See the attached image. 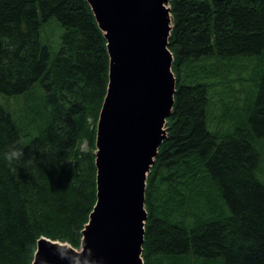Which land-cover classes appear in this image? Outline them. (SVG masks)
<instances>
[{
    "label": "trees",
    "instance_id": "trees-1",
    "mask_svg": "<svg viewBox=\"0 0 264 264\" xmlns=\"http://www.w3.org/2000/svg\"><path fill=\"white\" fill-rule=\"evenodd\" d=\"M170 5L177 92L144 264H264V0ZM108 84L87 0H0V264H33L43 237L81 247Z\"/></svg>",
    "mask_w": 264,
    "mask_h": 264
},
{
    "label": "water",
    "instance_id": "water-1",
    "mask_svg": "<svg viewBox=\"0 0 264 264\" xmlns=\"http://www.w3.org/2000/svg\"><path fill=\"white\" fill-rule=\"evenodd\" d=\"M87 2L111 57L97 128L98 202L79 251L41 238L33 264H144L147 180L177 92L171 0Z\"/></svg>",
    "mask_w": 264,
    "mask_h": 264
},
{
    "label": "bare ground",
    "instance_id": "bare-ground-1",
    "mask_svg": "<svg viewBox=\"0 0 264 264\" xmlns=\"http://www.w3.org/2000/svg\"><path fill=\"white\" fill-rule=\"evenodd\" d=\"M95 20H96V18H95ZM97 22V21H96ZM97 25H98V22H97ZM98 27H99V25H98ZM99 29H100V27H99ZM101 30V29H100ZM102 31V30H101ZM103 32V31H102ZM104 34V33H103ZM108 42H107V52H108V56H109V76H110V61H111V57H110V54H109V50H108ZM109 83H110V78H109ZM108 87H109V84H108ZM107 96V95H106ZM105 99H106V97H105ZM105 99H104V102H105ZM104 102H103V105H104ZM102 109H103V106H102V108H101V111H100V114H101V112H102ZM99 118H100V115H99ZM98 123H99V120H98ZM97 128H98V124H97ZM97 141H98V129H97V131H96V141H95V146H96V150H95V152H94V155H95V166H96V169H97V176H96V185H97V201H96V205H95V207L97 206V202H98V194H99V189H98V167H97V153H98V151H99V148H98V145H97ZM95 207H94V209H95ZM93 212H94V210H93ZM92 212V213H93ZM85 228H86V226H85ZM40 240V239H39ZM38 240V241H39ZM143 253H144V251H143Z\"/></svg>",
    "mask_w": 264,
    "mask_h": 264
},
{
    "label": "clouds",
    "instance_id": "clouds-1",
    "mask_svg": "<svg viewBox=\"0 0 264 264\" xmlns=\"http://www.w3.org/2000/svg\"><path fill=\"white\" fill-rule=\"evenodd\" d=\"M22 156V152L18 149L10 150L8 153L4 154V159L8 161L17 160Z\"/></svg>",
    "mask_w": 264,
    "mask_h": 264
},
{
    "label": "rangeland",
    "instance_id": "rangeland-1",
    "mask_svg": "<svg viewBox=\"0 0 264 264\" xmlns=\"http://www.w3.org/2000/svg\"><path fill=\"white\" fill-rule=\"evenodd\" d=\"M170 7H171V5H170ZM60 34H61V30H57V31H55V33H54V35H53V38L58 40V36H59ZM230 111H233V110L230 108ZM59 125H61V123H59ZM263 172H264V166H263ZM259 175H260V177L262 178L261 173H260ZM189 262H190V264H195V261L193 260V258H191V259L189 260Z\"/></svg>",
    "mask_w": 264,
    "mask_h": 264
}]
</instances>
